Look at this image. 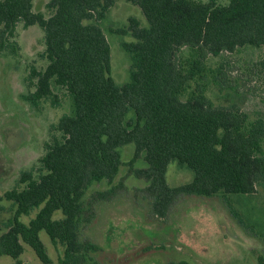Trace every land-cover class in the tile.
<instances>
[{"label":"trees","instance_id":"obj_1","mask_svg":"<svg viewBox=\"0 0 264 264\" xmlns=\"http://www.w3.org/2000/svg\"><path fill=\"white\" fill-rule=\"evenodd\" d=\"M34 1L0 0V53H16L20 23L38 26L47 66L31 68L23 99L36 110L44 103L59 107L54 87L60 88L73 113L51 127L37 165L5 193L16 209L7 230L0 228V258L21 264L28 245L43 264H51L40 237L44 231L64 247L60 264H92L99 246L83 231L100 203L126 190L123 182L113 183L126 166L121 149L129 144L135 145L131 174L148 183L144 192L160 217L183 196H251L264 185V118H252L237 101L216 105L208 95L212 87L237 91L225 55L264 49V0H124L148 22L143 27L130 18L129 27L112 31L134 38L122 44L131 58L124 86L111 76V48L100 26L122 0H50L49 16L35 12ZM254 68L257 63L251 73ZM139 159L148 167L135 169ZM174 161L194 172L191 183L168 185ZM101 183L110 188L87 198ZM35 209L29 224L21 221ZM58 213L62 218H55Z\"/></svg>","mask_w":264,"mask_h":264},{"label":"rangeland","instance_id":"obj_2","mask_svg":"<svg viewBox=\"0 0 264 264\" xmlns=\"http://www.w3.org/2000/svg\"><path fill=\"white\" fill-rule=\"evenodd\" d=\"M50 0H35L34 11L45 12ZM208 2V0H201ZM230 0H220L228 4ZM136 18L143 27L148 22L141 9L124 0L119 1L100 23L111 48V76L119 86L130 81L131 58L123 49L124 42H133L132 35L112 31L129 27V19ZM16 53H0V228L1 233L13 218L15 207L5 193L17 187L21 173L31 170L45 152L50 129L62 116L73 113V103L64 90L54 87L60 106L44 103L39 110L23 99L29 90L27 78L32 67L43 70L47 61L44 33L38 26L25 28L20 23L15 38ZM230 64L227 70L231 85L237 89L209 91L216 105L237 101L252 118H264V49H249L225 55ZM218 61L217 59L214 60ZM221 61V59L219 60ZM258 64V69L253 64ZM135 145L121 149L122 167L114 185L123 182L126 190L113 200L97 206L96 218L83 231V237L99 246L92 254V264H170L186 261L190 264H264V185L257 186L251 196L229 195L205 198L183 196L177 200L166 217L157 216L153 200L144 192L148 183L131 174L129 162ZM148 164L139 159L134 168L145 169ZM194 172L174 161L169 164L166 180L170 187L189 184ZM23 187V186H22ZM107 183L95 184L87 198L97 191H105ZM38 209L22 216L25 224L35 218ZM57 219L62 214L56 215ZM51 264H60L64 247L52 243L46 232L40 233ZM20 257L21 264H43L28 245ZM0 264H17L9 256H2Z\"/></svg>","mask_w":264,"mask_h":264}]
</instances>
